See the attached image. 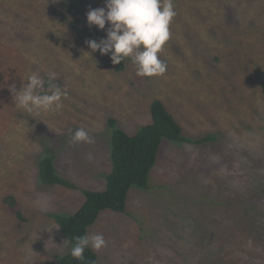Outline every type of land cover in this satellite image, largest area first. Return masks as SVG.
<instances>
[{"label":"rangeland","instance_id":"374dc122","mask_svg":"<svg viewBox=\"0 0 264 264\" xmlns=\"http://www.w3.org/2000/svg\"><path fill=\"white\" fill-rule=\"evenodd\" d=\"M98 1L92 0L91 3L96 5ZM14 2L0 0V7H10L12 4L13 9H17ZM35 4V10L26 15L19 14V21L7 19L11 22L8 29L12 30V38L20 36L15 32L26 33L32 27L38 28L39 32L47 28V31H56L64 43L74 46V42L79 41L89 50L81 51L78 48L77 55L69 59L71 65L65 74L39 64L38 71L31 66H21L26 71L25 75L29 77L34 72L43 75L47 89L48 75L55 73L53 83L68 93L63 100V108L72 107L81 97L79 93H89L91 99H95V92L101 96V90L98 87L95 89L93 77L95 70L106 72L102 65L104 55L99 51L93 52L87 46L89 36L78 33L74 41L62 35L65 27L60 23L56 22V27L51 28L41 11V7H52L48 0ZM66 5L67 2L64 7ZM174 8L177 15L173 23L187 16L185 19L190 31H173L172 27L171 38L164 46L161 57L164 55V60L175 58L179 66L168 68L170 76L152 77L153 86L147 84L148 90L143 82H138L132 91L122 85L124 91L119 94L120 97L117 96V100H111L110 103L115 104L106 107V110H113L119 115L121 119L117 127L131 136L153 122L150 108L154 96H165L166 107L184 129L186 142L162 145L153 172L157 170L154 175L153 172L151 174L152 181L159 185L155 191L132 189L126 213L103 212L97 224L91 228L89 235L102 234L107 242L105 248L96 251L101 264H225L228 255L223 249L234 247L235 238L233 236L232 239V235L238 224L237 218L244 223V229L255 220L264 226V182L258 183L255 190L253 213L250 211L246 214L238 210L244 206L241 205L243 198L239 196L240 191L232 192L226 190L224 185H217L214 175L216 171L212 174L207 170L231 159L235 160L236 146L224 140L206 145L189 142L198 141L212 133H218L221 139L224 138L218 132L217 125L221 123L232 130L234 119L225 112V107L233 89L252 95L253 89H242L237 73L245 67L247 71L251 68L264 71V0H174ZM66 11L60 9L55 19L69 24ZM196 11L198 13L194 16ZM1 12L5 11L0 10V21L7 28ZM234 23H239L238 29ZM215 25L221 27V32L208 38L205 32L207 26L215 28ZM7 41V38L1 41L2 48ZM251 50L258 54L248 58L247 54ZM215 54L220 55L218 63L214 61ZM7 57L11 58L12 55ZM0 60L3 61L2 58ZM191 68L201 70L199 80L188 75ZM183 74H186L184 78ZM130 75L131 70L121 76L120 83L128 82ZM107 76L108 83L118 79L111 73ZM175 81H180L176 88ZM16 84L9 69L0 70V163L8 168V171L0 172V190L3 193L8 189L25 187V170L28 180L31 175L35 177L36 168L44 155L47 156L46 151L59 155L58 170L71 176L80 189L45 187L35 192L32 195L34 201L30 199L23 207L22 204L10 209L4 204L0 206V235L4 236V239L0 237V264H61L64 253L71 250L70 246L64 243L66 240L60 227L43 214L47 209L60 214H74L84 204L82 189H87L85 186L94 191L105 190L107 177L112 171V130L100 120H86L76 124L73 114L66 117L47 111L41 113H46L48 119L42 114L36 121H32L38 115L29 114L15 105L11 88ZM209 88L215 92L207 95ZM103 89L109 97L117 95L109 92L106 86ZM15 90L21 91L16 87ZM257 97L259 106H262V94L257 92ZM79 101L76 105L80 108L82 100ZM244 118L256 124L251 115H245ZM78 128H84L94 137L95 143L73 144L70 137ZM89 154L93 156L92 160L87 158ZM17 163L25 164L19 167ZM225 184L230 185V180H225ZM28 189L31 191L30 185ZM148 204H151V212L145 209ZM31 205L32 210L28 208ZM9 210L16 214L22 212L24 220L18 217L12 219ZM24 216H28L29 220L26 221ZM249 243L246 234L240 236L231 256L250 253V258L257 257L261 247ZM136 253L143 259H137ZM120 257L124 258V263L118 260ZM256 261L259 262L260 258Z\"/></svg>","mask_w":264,"mask_h":264},{"label":"trees","instance_id":"16d2710c","mask_svg":"<svg viewBox=\"0 0 264 264\" xmlns=\"http://www.w3.org/2000/svg\"><path fill=\"white\" fill-rule=\"evenodd\" d=\"M15 1L16 2L13 4L17 6V9H13L14 6H12V4L10 7H8L9 5L0 7V10L5 11L1 12V17L5 18V22L7 23V28H5L2 26L3 21H0V59L2 58L3 60H0V70L9 69L12 78H18V83L15 85L16 89H19L21 83L24 85L28 81V75H25L26 71H23L21 66H31L38 71V65L41 64L42 66L49 67L53 71L65 74V70L71 65L69 59H72L74 55H77L76 50L78 48H80L81 51L89 50L88 48H84L83 43L76 41L78 33H82L87 37L89 36L90 40H96L97 42L99 41L94 35L100 40L107 38V31L110 24H106L105 29L100 30L97 26H89L87 22L88 11L90 9L105 7L106 0H99L96 5L91 3L92 0H77V3L75 4H73L75 0H48V4L52 5V7L50 9L41 7L42 15L47 18L49 26L55 28L56 22L60 23L61 26H64L65 29L62 35L65 37L69 36L76 41L77 43L74 42V46L64 43L60 39V36L56 34V31L55 33L53 31H47V28L42 29V32H39L38 28L32 27V29L27 30L26 33L24 31L20 33L15 32L20 36L18 38H12V30L8 29L11 27V22L7 21V19L11 18V21H19L18 19L21 18L19 14L26 15V13H30L37 7L35 3L45 0ZM66 2L67 5L64 7ZM6 7L8 10H6ZM75 7L81 9L85 14L83 22L77 19L73 14V9ZM60 9H67L66 16L69 24H64L55 19L54 16L57 15V12ZM6 11L8 12L6 13ZM197 13L198 12L196 11L193 15L195 16ZM42 15L40 13V16ZM246 15L248 16L249 13ZM43 16L42 18L45 19ZM204 17L205 15H203V18ZM185 18L179 22L175 21L172 23L171 31L172 27L173 31H190L189 24L186 22ZM44 21H46V19ZM238 24L234 23V25L237 26V29L239 27ZM79 25H88L89 30L83 28V26L80 27ZM215 26V28H209L207 26L205 32L208 35V38L221 32V27L218 25ZM6 38L8 41L2 48L1 41ZM228 50H230V48ZM162 52L158 55H160L159 57L168 67L167 71L162 76H158V78H162L164 75L170 76V74H168V68L179 66V63L175 58L164 60V55L161 57V54H163ZM10 54L12 57L8 58L7 55ZM253 54L258 53L251 50L250 53L247 54V57L252 58V56H255ZM103 58L102 65L105 67L106 72L95 70V76L93 77L95 78L93 80L95 89L98 87L101 90L102 95L99 96L95 92V99H91L89 93H79L81 97L75 101L76 103L73 104L72 107L69 108L67 106L62 109V116L66 115V117H68V115L73 114L76 118V124L86 120L91 122L100 120L103 121L104 126H107L112 130V154L110 156L112 171L107 177L106 188L103 191H94L91 190V187L85 186L87 189H82L84 194V202L82 201V204H84L82 208L74 214H60V212L58 213L53 209H47L43 214L47 219L51 220V222H55L60 227L63 238L68 240L67 244L70 246V249L75 244L76 237L86 234L89 235L91 233V228L97 224L103 212L126 213L127 206L131 201L130 192L132 189L136 188L144 191L152 189L151 191H155L159 185L152 181L151 174L157 163L158 156L161 154L162 145L186 142V139L183 137L184 129L174 117L175 115L166 107V97L161 95L154 96L151 102L150 110L153 118L152 123L143 126L137 133H134L131 136L117 127L118 121L121 118L113 110H106V107L114 106L115 103H110L112 102L111 100H117V96L120 97L119 94H122L124 88L129 87L130 89H128V91L135 90V85L138 82H143V86L148 90L147 84L153 86L152 77L137 76L136 67L130 59H125L121 64L114 65L111 62L110 54L104 55ZM213 58L216 63L220 61V55L215 54ZM254 65L257 66V64ZM12 66L14 69H10ZM129 70H131L130 80L126 83H120L119 80L121 76ZM234 72L237 73L235 70ZM108 73L117 76V81L108 83ZM201 73L200 69L191 68L188 75L195 80H199ZM237 74L242 89H253V91H251L252 95H245L243 91L234 88L233 93L228 98V105L225 107V112L234 119L232 130L225 128L219 123L217 125L218 132L223 134L224 138L221 139L218 136V133H212L198 141L190 140L189 142L192 144L206 145L224 140L236 146V149L234 150L236 154L235 160L231 159L226 161L223 165H218L207 170L212 174L216 171L217 175H214L216 176L215 183L217 185H224L226 190L232 192L234 190L240 191L239 196L243 198L241 205L244 206L242 209L238 208V210L249 214L250 211L253 213L252 209L255 207V190L258 183L264 182V71L252 68L250 71H247V68L245 67L241 68V71ZM39 75L44 78L43 75ZM185 75L186 74H183L182 77L184 78ZM244 78L245 80L243 81ZM106 82L107 85H105ZM179 84L180 81H175V88ZM122 85H125L124 88ZM104 86L108 88L109 92H114L117 95L109 97V95L104 92ZM173 91H175V89ZM214 92L215 90L209 88L206 93L207 95H210ZM257 92L262 94L263 101H260L262 106H259L256 99L258 98ZM192 97L194 98V94ZM80 99L82 100V105L79 108L76 104L80 102ZM126 100L130 99L127 98ZM46 113H50V111H47ZM46 113H41L32 121H36L42 116V114L43 117H45ZM245 115H251L253 120L256 121V124L254 125L250 120L245 119ZM45 118L48 119V117ZM71 129L72 128L68 130V133H70ZM48 134L51 136L50 133ZM57 134L60 137L62 136L61 133ZM35 136L38 137L37 133ZM36 142L39 144L38 138H36ZM18 146L20 148V145ZM46 153L47 156L44 155L42 161L38 165V169L36 168L37 173L35 177L31 175L28 180V173L27 170H25L23 177L27 180V183L24 184L26 188L21 186L19 189H8L3 193L0 190L1 207H3V204L8 206L9 209L14 208L18 204H22L23 207L24 204H28L30 199H33L32 195L35 192L41 191L45 187L52 188L54 186H62L71 190L80 189V187L74 182V179L72 180L71 176L68 177L58 170L57 161H59V155L53 154L51 151H46ZM24 164L25 163H17L19 167ZM175 168L174 165L173 169ZM156 170L157 168L153 172V175ZM3 171H8V168L7 165L1 162L0 172ZM225 180H230V185H226ZM169 182L173 183L171 181ZM29 185L31 186V191L28 189ZM30 195L31 198L28 199ZM28 208L32 210L33 207L31 205L28 206ZM145 209L147 212H151V204H148ZM9 214L12 219L18 217L19 219L24 220L22 212H17L16 214V212L9 210ZM24 217L26 221L29 220L28 216ZM237 222L238 224L234 228V235H232V239L233 236L235 238L234 247L229 250L228 247L223 249L228 255L225 264H264V226L261 223H258V220H255L244 229V223H242L239 218H237ZM244 234L249 238L250 245H258L261 247L257 253V257L250 258V253H244L235 257L231 256L233 250L235 251L238 239ZM0 237L4 239L3 235H0ZM70 253L71 250L64 253L65 255L60 261L61 264H100V256L91 248L85 250V259L83 261L72 258ZM136 258L139 260L143 259L138 253H136ZM258 258H260L259 262L256 261ZM118 260L124 263V258L120 257Z\"/></svg>","mask_w":264,"mask_h":264},{"label":"clouds","instance_id":"9594fccd","mask_svg":"<svg viewBox=\"0 0 264 264\" xmlns=\"http://www.w3.org/2000/svg\"><path fill=\"white\" fill-rule=\"evenodd\" d=\"M81 12L83 13L82 10ZM176 15L174 0H106L105 7L88 11L87 22L89 26H97L100 30L110 24L107 38L99 39V42L88 40L86 44L93 52L110 54L114 65L130 59L139 77L162 76L168 66L158 54L171 38V25ZM55 79L56 74L49 73L45 89L46 81L34 72L28 77L26 84H20L18 90L21 91L17 92L13 85L11 90L16 107L29 114L39 115L41 112L50 111L53 115L62 116L63 100L68 93L66 89L62 90L53 83ZM16 83L17 77L14 79V84ZM70 140L73 144L95 143L94 137L84 128L76 129ZM87 158L92 160L93 156L89 154ZM66 242L68 240L64 243ZM106 246L107 242L102 234H86L75 238L70 254L72 258L83 261L86 249L99 252Z\"/></svg>","mask_w":264,"mask_h":264},{"label":"water","instance_id":"95a60500","mask_svg":"<svg viewBox=\"0 0 264 264\" xmlns=\"http://www.w3.org/2000/svg\"><path fill=\"white\" fill-rule=\"evenodd\" d=\"M73 13L77 17V19H79V20H82L84 18V14L78 8H75L73 10ZM76 13H78V14L76 15ZM84 28L87 29V30H89V27L88 26H84Z\"/></svg>","mask_w":264,"mask_h":264},{"label":"flooded vegetation","instance_id":"af4514ba","mask_svg":"<svg viewBox=\"0 0 264 264\" xmlns=\"http://www.w3.org/2000/svg\"><path fill=\"white\" fill-rule=\"evenodd\" d=\"M78 13H76L77 15ZM83 22V19L81 20ZM80 27H82L83 25H79ZM95 38H97V40L99 41V38L97 36H95Z\"/></svg>","mask_w":264,"mask_h":264}]
</instances>
